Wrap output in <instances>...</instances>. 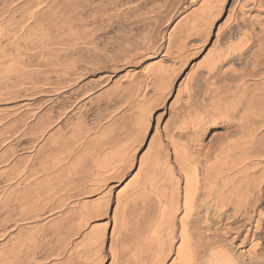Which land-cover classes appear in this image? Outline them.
<instances>
[{
	"label": "bare ground",
	"instance_id": "6f19581e",
	"mask_svg": "<svg viewBox=\"0 0 264 264\" xmlns=\"http://www.w3.org/2000/svg\"><path fill=\"white\" fill-rule=\"evenodd\" d=\"M0 264H264V0H0Z\"/></svg>",
	"mask_w": 264,
	"mask_h": 264
},
{
	"label": "rangeland",
	"instance_id": "374dc122",
	"mask_svg": "<svg viewBox=\"0 0 264 264\" xmlns=\"http://www.w3.org/2000/svg\"><path fill=\"white\" fill-rule=\"evenodd\" d=\"M1 140V139H0Z\"/></svg>",
	"mask_w": 264,
	"mask_h": 264
}]
</instances>
